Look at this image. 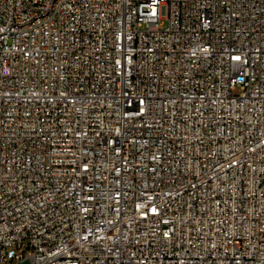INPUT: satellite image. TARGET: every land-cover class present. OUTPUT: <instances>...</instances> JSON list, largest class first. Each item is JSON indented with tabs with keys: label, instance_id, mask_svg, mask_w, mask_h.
Here are the masks:
<instances>
[{
	"label": "built area",
	"instance_id": "2783aa9c",
	"mask_svg": "<svg viewBox=\"0 0 264 264\" xmlns=\"http://www.w3.org/2000/svg\"><path fill=\"white\" fill-rule=\"evenodd\" d=\"M264 264V0H0V264Z\"/></svg>",
	"mask_w": 264,
	"mask_h": 264
},
{
	"label": "rangeland",
	"instance_id": "374dc122",
	"mask_svg": "<svg viewBox=\"0 0 264 264\" xmlns=\"http://www.w3.org/2000/svg\"><path fill=\"white\" fill-rule=\"evenodd\" d=\"M5 264H16V263H15V262H12V263H9V262H8V263H5Z\"/></svg>",
	"mask_w": 264,
	"mask_h": 264
}]
</instances>
